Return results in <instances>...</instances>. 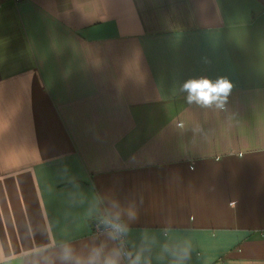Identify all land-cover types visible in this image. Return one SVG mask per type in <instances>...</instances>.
Returning a JSON list of instances; mask_svg holds the SVG:
<instances>
[{
    "label": "crops",
    "instance_id": "crops-1",
    "mask_svg": "<svg viewBox=\"0 0 264 264\" xmlns=\"http://www.w3.org/2000/svg\"><path fill=\"white\" fill-rule=\"evenodd\" d=\"M263 2L0 0V264H264Z\"/></svg>",
    "mask_w": 264,
    "mask_h": 264
},
{
    "label": "clouds",
    "instance_id": "clouds-1",
    "mask_svg": "<svg viewBox=\"0 0 264 264\" xmlns=\"http://www.w3.org/2000/svg\"><path fill=\"white\" fill-rule=\"evenodd\" d=\"M232 87V82L226 77H220L215 80L208 77H200L184 82L181 91L187 93L188 103H196L202 107H212L214 105L216 108L223 110ZM128 218L129 220L137 219V210L134 207L129 209ZM105 223L112 230L110 235H112L113 239L127 232L126 224L107 220ZM186 258L187 253H185L183 259ZM58 259L61 264H120V251L113 249L105 254L104 248L101 246L92 248L87 257H81L75 255L74 249L70 244H63L60 247ZM45 264H55V262L46 260Z\"/></svg>",
    "mask_w": 264,
    "mask_h": 264
},
{
    "label": "built area",
    "instance_id": "built-area-1",
    "mask_svg": "<svg viewBox=\"0 0 264 264\" xmlns=\"http://www.w3.org/2000/svg\"><path fill=\"white\" fill-rule=\"evenodd\" d=\"M260 9H261V13H262L261 15L264 16V2L262 3V6H261ZM106 220H107V221H111V222H119V221H117V220L109 219L108 217H107V218H104V219H101V218L94 219V220L92 221L94 229L97 230V231H99V229H101V228H109V230H111L110 227L108 226V224L105 223ZM120 223H121V222H120ZM122 239H123V235H119V236L117 237V240L119 241L120 245H121L122 247H124V246H123V243H122ZM125 251H126V250H125ZM125 251H124V252H125Z\"/></svg>",
    "mask_w": 264,
    "mask_h": 264
}]
</instances>
